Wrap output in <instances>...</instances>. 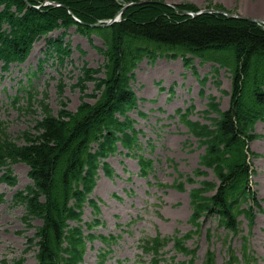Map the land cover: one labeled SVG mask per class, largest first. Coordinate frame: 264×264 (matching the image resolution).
Segmentation results:
<instances>
[{
	"label": "trees",
	"instance_id": "16d2710c",
	"mask_svg": "<svg viewBox=\"0 0 264 264\" xmlns=\"http://www.w3.org/2000/svg\"><path fill=\"white\" fill-rule=\"evenodd\" d=\"M47 1L51 4L43 5ZM129 2L135 3L125 6L118 21L94 25L113 18L123 3ZM174 6L179 10L156 0H0L2 69L11 63L23 62L33 43L53 30L62 29L58 36L45 39L44 54L55 57L61 66L71 52L65 39L70 27L87 37L96 34L104 44L103 48H97L104 57L102 67L90 69L84 62L73 84L82 95L77 109H67L63 100L53 111L45 98L38 100L41 118L18 134L23 140L21 144L8 138L0 121V168H5L0 182L15 185L10 164L18 160L25 162L32 183L15 191L13 204L24 206L26 225L33 219L41 220L33 236L26 237L27 248L37 247L36 262L27 263L20 257L8 264H77L82 259L85 242L81 230L78 226H69L68 221L80 220L97 170L110 172L108 163L102 159L119 147L127 151L139 147L141 131L135 128V120L128 112L137 106L131 82L135 78L133 70L143 57L155 60L158 56H180L190 68H193V58H199L226 67L231 76L228 107L220 108L210 97L208 109L204 111L210 123L187 119L192 111L189 107L182 113L177 111L198 138L199 145L204 146L199 166L192 176L186 177L188 182L197 184L189 190L192 208L189 220L195 230L185 233L183 238L197 232L200 218L208 214L215 215L218 223L233 234L239 232L240 215L247 220L249 228L254 224L259 202L250 185V175L254 173L250 156L258 154L250 149L249 143L259 137L255 124L264 119V29L254 21L218 13L192 16L185 12L198 10L192 4ZM42 62L43 59L39 64ZM101 69L104 73H99ZM88 81L93 83L91 93H85L84 84ZM63 85L59 83V95ZM85 97L94 101L89 102ZM32 100L33 96L28 99L30 109H33ZM212 113L214 116H210ZM138 159L145 173L151 161L141 155ZM208 170L213 173L214 181L196 179L206 176ZM174 186L183 190L182 182ZM101 239L107 241L104 236ZM184 239L174 237V246L177 251L189 254ZM63 240L67 243L64 249ZM158 242L163 244V238ZM247 249V236H244V264H254L255 258ZM236 259L230 252L228 264ZM202 264H214L213 254L208 253Z\"/></svg>",
	"mask_w": 264,
	"mask_h": 264
},
{
	"label": "rangeland",
	"instance_id": "374dc122",
	"mask_svg": "<svg viewBox=\"0 0 264 264\" xmlns=\"http://www.w3.org/2000/svg\"><path fill=\"white\" fill-rule=\"evenodd\" d=\"M156 1H165L169 4L188 3L199 9L220 6L225 9L224 11L236 12L238 15L264 17V0ZM116 18H121V14H117ZM67 32L73 50L70 60L66 61L63 67L56 65L55 60L52 62L51 59L45 58L41 65L42 71L37 72L42 59L41 49L45 44V38H41L34 43L31 56L25 62L14 64L8 72L0 74V121L5 127L4 133L17 144L23 143V140L18 138L22 131L29 129L34 120L41 116L39 109L34 111L38 107L37 103L33 104V109L27 108L28 91L35 95L34 99L42 98L43 93L47 92L45 102L53 111L58 109L59 101L63 100L66 101L67 109L75 110L82 100V95L79 88L73 87L72 84L77 81L82 61H85L90 69H95L104 62L103 55L97 50V47L102 46L98 36L92 35L90 41L86 36L76 33L74 27H70ZM58 34L60 31H53L50 35L55 37ZM78 45L86 52L84 56L80 52L78 54L76 48ZM217 65L212 61L193 58V68H184L181 57L176 59L163 57L157 58L153 63L144 58L135 69L136 78L131 85L137 95L145 99L139 102L138 109L146 116L141 117L136 110L131 111L130 116L136 120V126L145 133L140 136L142 144L145 146L146 139L149 138L154 145L153 152L142 150L145 156L154 160V171L147 178H143L139 175L136 158L126 154L127 152L109 156L108 161L114 169L111 177L113 180L101 176L95 187L94 196L99 198L102 211L100 217L104 224L97 226L94 231L120 237L111 246L112 253L107 257L105 264H149V256L142 255L137 247L141 237H149L157 232L165 235L174 233L182 235L191 228L188 222L191 212L188 190L195 184L185 181V176H189L199 164L203 147L199 146L198 140L188 133L178 116H175L174 110L192 105L193 112L189 118L209 123L210 121L202 114L209 95L215 96L214 100L220 103L222 109L228 107L230 73L226 67L215 71ZM103 71L101 69L99 73H104ZM204 76H207V80L203 84L200 79ZM60 81L64 86L63 92L59 95ZM84 85L85 93H91L92 81ZM169 85L174 87L173 94L171 90L169 91L172 96H169L167 90ZM159 86L165 90H159ZM84 99L93 101L90 97ZM255 132L259 137L249 145L251 150L260 156L250 157L254 170L250 175V185L262 210L257 211L250 235H247L248 229L242 215L238 217L243 219L241 231L235 235L219 227L217 217L208 214L204 217L200 234L186 241L190 247L198 245L194 261L190 263L189 256L176 252L169 243L163 249V257L166 258L163 264H200L206 248L215 252L217 264H223L227 258L223 239L226 238L227 244L238 248L242 235L248 238L249 254H253L255 260L257 258L258 264H264V260L261 259L264 257V120L255 124ZM168 159H172V162ZM12 168L17 177V184L15 186L0 184V193L4 194V200L0 203V264H4L3 260L11 261L18 257H24L28 262L35 261V247L24 252L25 237L32 235L34 228L23 223L21 220L23 207L20 204H13L11 198L16 189H23L31 183L27 175L28 167L19 161L13 163ZM180 173L182 176H179ZM205 178L215 180L210 171ZM175 181L183 182L182 191L170 186ZM92 218L90 208L86 207L83 219ZM32 224L38 225L40 221L34 220ZM207 229L210 239L205 236ZM100 248L103 247L99 240H95L92 247L89 245L83 264H98L97 253ZM172 257L174 258L171 260ZM119 260L122 262L119 263Z\"/></svg>",
	"mask_w": 264,
	"mask_h": 264
},
{
	"label": "water",
	"instance_id": "95a60500",
	"mask_svg": "<svg viewBox=\"0 0 264 264\" xmlns=\"http://www.w3.org/2000/svg\"><path fill=\"white\" fill-rule=\"evenodd\" d=\"M201 12H217V13L224 14V15H226L227 17H230V18H231V17H236V18H240V19H247V20H252V21H262V22H264V19L249 18V17L243 16V15H234V14L228 13V12H226V11H221V10L214 9V8H204V9H201V10H199V11H197V12H193L192 14H193V15H196V14H199V13H201ZM119 13H120V12H119ZM119 13H118V14H119ZM115 21H117V19H116V18H113V19L109 20V21L107 22V24L113 23V22H115ZM95 25H97V24H95Z\"/></svg>",
	"mask_w": 264,
	"mask_h": 264
}]
</instances>
